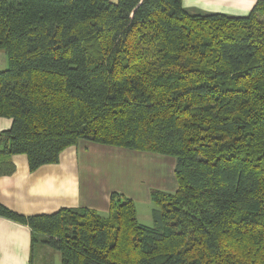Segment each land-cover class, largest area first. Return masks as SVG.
I'll use <instances>...</instances> for the list:
<instances>
[{
    "label": "trees",
    "instance_id": "1",
    "mask_svg": "<svg viewBox=\"0 0 264 264\" xmlns=\"http://www.w3.org/2000/svg\"><path fill=\"white\" fill-rule=\"evenodd\" d=\"M0 175L80 140L177 158L178 188L152 189L155 223L110 194L87 206L0 215L61 264H264V0L247 15L183 0H0Z\"/></svg>",
    "mask_w": 264,
    "mask_h": 264
},
{
    "label": "crops",
    "instance_id": "2",
    "mask_svg": "<svg viewBox=\"0 0 264 264\" xmlns=\"http://www.w3.org/2000/svg\"><path fill=\"white\" fill-rule=\"evenodd\" d=\"M208 1L214 3L216 0ZM224 1H229L224 4L233 9L232 12L226 13L247 15L257 0ZM183 4L184 6L208 5L201 0H183ZM228 8L225 10H230ZM209 9L214 8L209 7ZM11 124L12 119L0 117V130L9 128ZM84 140L82 143L80 140L77 145L66 148L61 153L59 162L44 164L35 171L30 170L26 154L13 155L15 172L11 175H0V202L14 211L26 215L52 213L62 207L87 206L95 209L98 213L102 211L107 216L110 211V194L113 191L122 192L131 197L135 203L139 202L125 187L116 184L120 172L116 164L107 165L104 163L100 168V164L97 163L98 168H96L95 163L91 166L87 162L86 158H90L93 153L99 150H104V147L98 145L97 142ZM105 148L107 152L111 150L109 147ZM124 150L132 160L148 156L153 158V154H159L126 148ZM91 151L93 152L91 153ZM145 153L147 156L143 155ZM99 155H103V153ZM110 167L112 168V181L106 177ZM91 170L95 174L94 178L89 177ZM42 252L50 256L49 264H55L56 250L43 245ZM58 254L61 261V255L59 252ZM31 258L30 227L0 215V264H31Z\"/></svg>",
    "mask_w": 264,
    "mask_h": 264
},
{
    "label": "rangeland",
    "instance_id": "3",
    "mask_svg": "<svg viewBox=\"0 0 264 264\" xmlns=\"http://www.w3.org/2000/svg\"><path fill=\"white\" fill-rule=\"evenodd\" d=\"M117 1V0H113ZM207 6L188 5L185 7L191 13H207V12H232V8H228L224 3L229 1L216 0L214 3L208 0H201ZM209 7L214 9H209ZM218 8L219 10H217ZM230 10H225V9ZM222 10V11H221ZM7 55L4 50L0 49V70L8 67ZM82 139L81 143L84 142ZM104 147V150H99L93 153L90 158H86L87 162L92 166L93 163L100 164V168L104 163L107 165L116 164L119 167L118 179L116 184L125 187L136 198L137 216L140 222L145 225L153 226L155 223L153 209L156 204L153 202L151 195L152 189H161L169 192H174L178 188V180L176 176V164L177 158L172 155L153 154V158L148 156L147 158L140 157L136 160H132L128 154L124 151V147L118 146H103L106 144H99ZM105 147H109L110 151H105ZM124 148V149H123ZM127 149V148H126ZM132 150V149H131ZM93 151H91L92 153ZM103 153V155H99ZM138 153V152H136ZM116 154V155H115ZM119 154V155H118ZM147 156V154H143ZM116 156V157H115ZM114 172V168H113ZM112 168H108L107 175L111 181ZM89 177H95L94 172L91 170ZM150 203H147V202ZM100 212V211H99ZM107 217V214L100 212ZM41 245V244H40ZM37 245L34 252V264H49L50 256L43 254V245ZM55 264H61L60 256L57 252L55 256Z\"/></svg>",
    "mask_w": 264,
    "mask_h": 264
}]
</instances>
